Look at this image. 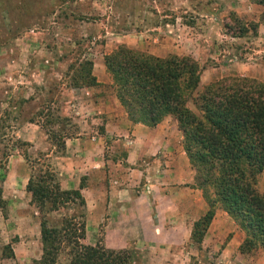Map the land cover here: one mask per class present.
Returning a JSON list of instances; mask_svg holds the SVG:
<instances>
[{
	"label": "rangeland",
	"instance_id": "1",
	"mask_svg": "<svg viewBox=\"0 0 264 264\" xmlns=\"http://www.w3.org/2000/svg\"><path fill=\"white\" fill-rule=\"evenodd\" d=\"M215 3V16L223 35L207 37L201 24L202 15L187 6L159 12L151 20V11L156 8L152 0H0V264H33L34 259L40 258L41 219H45L48 226L58 227L67 216L77 221L84 219L81 217L83 208L78 203H75V209L71 203L62 202L55 208L49 201L40 207L31 201V192L26 190L28 179L43 183L53 191L48 195L55 202L59 176L55 166H51V156L45 154L50 150L63 152L67 136L71 138L90 131L85 123L77 122L87 111L81 98L72 96L69 106L64 100L60 101L58 91L74 82L85 86L88 78L83 76L81 61H92L97 84L94 71L104 64L105 54L112 52L117 45L125 44L159 57L170 54L193 57L201 66L198 90L228 75L253 76L264 82V39L251 30L242 37L235 38L232 34L241 22L256 19L255 14L258 16L261 7L250 5L247 0H215ZM41 74L49 76L42 79ZM107 75L111 86V77ZM41 88L45 90L43 94ZM110 89L107 97L110 95L120 102L112 87ZM189 105L193 107L191 102ZM102 120L94 125L99 132H103ZM24 133L31 139H25ZM34 142L36 149L33 148ZM105 147L110 152L120 150L109 143ZM17 153L26 160L28 175L24 183L10 177L7 182V188L11 189L10 198H3V182L7 171L17 164ZM191 167L195 180L196 170ZM198 188L204 205L200 209L201 217L209 205L202 189ZM256 188L259 192L264 191V168L258 174ZM19 197L20 203L21 200L25 202L26 222L18 218L17 207L21 208V204L13 202ZM136 206L141 214L137 225L144 234L128 241L125 248L129 249L130 258L123 264H232L231 261L233 264H264V250L258 246L231 259L222 251L233 234L228 227H235L242 239L244 232L229 214L230 218L223 223L226 228L221 227L225 215H217L222 209L218 202L213 207L214 215L208 225L215 227L216 238L205 232L201 241L191 235L195 221L191 218L187 236L181 238L177 230H170L165 231V238L158 240L151 232L155 227L150 206L140 202ZM106 223L103 221L99 225L95 235H87L85 230L80 243L120 248L105 243L106 238L110 244L123 238L115 234L106 237ZM15 242H18V256H14L12 250ZM71 246L67 241L61 243L57 262L68 264L72 257Z\"/></svg>",
	"mask_w": 264,
	"mask_h": 264
},
{
	"label": "trees",
	"instance_id": "2",
	"mask_svg": "<svg viewBox=\"0 0 264 264\" xmlns=\"http://www.w3.org/2000/svg\"><path fill=\"white\" fill-rule=\"evenodd\" d=\"M251 1L264 4V0ZM259 20L264 22V11ZM257 25L255 20L241 22L232 34L243 36L249 30L256 34ZM81 64L83 76L88 78L84 85L95 84L92 61L85 59ZM104 66L112 89L133 122L154 126L167 115L175 118L183 147L196 170L197 186L209 205L207 212L194 221L192 237L202 240L218 202L244 232L240 252L255 246L264 250V191L256 188L258 174L264 168V82L253 76L228 75L198 90L201 66L193 57H159L125 44L105 54ZM71 86L83 85L74 82ZM26 190L40 207L46 201L55 208L60 202L84 203L80 188L62 189L57 184L55 202L48 195L53 191L43 183L28 179ZM84 237V219L67 216L59 227L48 226L41 219L42 253L33 264H61L57 257L65 241L73 245L68 264L129 261V249L80 243Z\"/></svg>",
	"mask_w": 264,
	"mask_h": 264
},
{
	"label": "crops",
	"instance_id": "3",
	"mask_svg": "<svg viewBox=\"0 0 264 264\" xmlns=\"http://www.w3.org/2000/svg\"><path fill=\"white\" fill-rule=\"evenodd\" d=\"M152 1L156 8L151 11V20H154L159 12L187 6V9L202 15L201 24L207 37L221 34L220 23L215 16V0ZM247 2L261 7L258 16L255 14L257 18L254 20L258 25L257 33L254 35L260 34L261 39H264V22L259 20L260 14L264 11V4L249 0ZM94 73L97 77L95 85L78 87L65 85L58 90L61 94L60 101L64 100L69 106L72 96L81 98L87 111L82 115V119H77V122L85 123L90 131L81 132L82 135L77 134L71 138L67 136L63 152L54 153L50 150L45 154L51 156V166H55L54 170L59 176L62 189L80 188L84 203L77 205L83 208L87 235H95L99 225L107 221L104 231L106 237L115 234L123 238L117 240L116 244H110L106 238L105 243L115 247L127 246L132 237L144 234L137 225L141 214L136 205L140 202L144 206H150L152 224L155 227L151 232L157 235L158 240L165 238V231L170 230H177L181 233V238L187 236L190 231L189 219L196 220L204 205L201 191L195 185L194 170L183 147V135L177 127L175 118L167 115L154 126L133 122L116 98L110 95L107 97L111 86L104 64ZM46 76L49 75L41 74L42 79ZM40 90L42 94L45 91L44 88ZM99 119H105L102 120L103 132H99L94 126ZM24 136L25 139H31L27 134ZM107 143L120 147V150L110 152L105 147ZM33 148H37L35 142ZM15 158L17 164L7 171L3 182V198H10L11 189L7 188L10 177L21 179L22 183L26 180L27 162L19 153ZM54 159L58 161L55 163ZM15 201L22 206L17 207L18 218H23V222H26L25 202L21 200L20 203V197L13 199V202ZM72 205V209H75L76 204ZM219 210L217 215H225V218L221 219L223 220L221 227L226 228L224 220L226 222L230 217L227 212ZM211 227L212 225L207 228L206 234L214 236L215 239V227ZM228 230L233 231V234L223 245L222 251L231 259L237 254L243 255L238 248L242 238L235 227H228ZM18 242L12 244L14 256H18L16 251ZM230 263L233 264V261Z\"/></svg>",
	"mask_w": 264,
	"mask_h": 264
}]
</instances>
